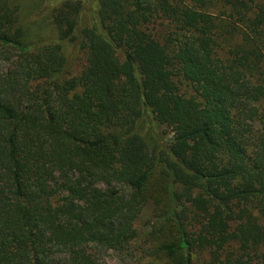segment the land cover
<instances>
[{
	"label": "trees",
	"instance_id": "1",
	"mask_svg": "<svg viewBox=\"0 0 264 264\" xmlns=\"http://www.w3.org/2000/svg\"><path fill=\"white\" fill-rule=\"evenodd\" d=\"M109 251L264 264V0H0V264Z\"/></svg>",
	"mask_w": 264,
	"mask_h": 264
},
{
	"label": "rangeland",
	"instance_id": "2",
	"mask_svg": "<svg viewBox=\"0 0 264 264\" xmlns=\"http://www.w3.org/2000/svg\"><path fill=\"white\" fill-rule=\"evenodd\" d=\"M86 3L88 6H91V8H94L97 5V0H86ZM146 215V214H145ZM147 217V216H146ZM144 216L143 222L146 221L147 219ZM156 264H162L161 261L155 260ZM102 264H122L116 253L113 251H109L104 254Z\"/></svg>",
	"mask_w": 264,
	"mask_h": 264
}]
</instances>
